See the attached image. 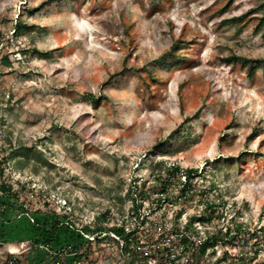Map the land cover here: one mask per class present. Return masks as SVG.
Here are the masks:
<instances>
[{
    "label": "rangeland",
    "instance_id": "1",
    "mask_svg": "<svg viewBox=\"0 0 264 264\" xmlns=\"http://www.w3.org/2000/svg\"><path fill=\"white\" fill-rule=\"evenodd\" d=\"M0 170L24 207H0V264L78 260L37 234L50 210L105 228L77 264H264V0H0Z\"/></svg>",
    "mask_w": 264,
    "mask_h": 264
},
{
    "label": "trees",
    "instance_id": "2",
    "mask_svg": "<svg viewBox=\"0 0 264 264\" xmlns=\"http://www.w3.org/2000/svg\"><path fill=\"white\" fill-rule=\"evenodd\" d=\"M18 29H22V24L17 25L16 30ZM179 47L174 45L173 48L166 52L165 54L162 55V59H166L168 56H174L175 52L178 51ZM232 58H229V61H236V60H241L242 63L244 65H248V70L250 72V74H252L256 68V64H260V60H252L249 58H245V57H238V56H231ZM232 59V60H231ZM7 63H9V61H7ZM183 173L182 177L185 176L184 180H182L179 176L180 173ZM196 172V170L193 169H188L186 171L181 170V168L179 167V165H174L170 168H167L166 170V174H163L165 176L168 177H178L180 179V190H179V194L181 196H184L186 194H191L193 193V183L191 181L192 179V174ZM0 173H2V170H0ZM162 175V176H163ZM161 177V175H159ZM136 185V184H135ZM9 184L7 182H1L0 184V207L3 208L1 212H3L4 217L5 214L10 210H15L17 207H22V209H24V207L21 205V200L20 197L18 195L17 192H12V190H10ZM133 189V190H132ZM166 188H163V192H165ZM131 191H137V186H134L133 188H131ZM130 192V191H129ZM128 192V193H129ZM162 193V192H160ZM142 195H144L146 198H150V196L144 192L142 193ZM170 198L168 196H158L156 198V200H152V203L156 202L159 207H161L162 203L169 200ZM134 206V210L136 212H138V210L143 206V201H136L134 200L133 203ZM214 205H210V208H213ZM212 210V209H211ZM22 213L24 211H21ZM36 213H40L39 209L35 210ZM5 213V214H4ZM19 215V214H17ZM3 218V216L0 215V220ZM33 220H35V218H32ZM65 217H60L58 216V214H56V212L54 211H46L45 214H42V218H40V223L38 222H34L33 226H39L40 228H38V230H36L37 234L40 235V239H42V242H45L47 247H65L68 246L71 250L70 253L73 254V258L74 260L78 259L77 261H75L74 264H77L78 262H80L81 258H83L85 256V244L87 242H89V238L86 237V235H95L96 238L100 239V235L103 234V230L105 228L101 227V226H97L95 228H91L90 226H84L82 228V230H77L75 229L73 226H68L70 225L69 222H66ZM203 219L206 220L205 217H203ZM144 221V220H143ZM142 221V222H143ZM138 227V226H137ZM110 231H113L115 233H117V235L120 236V238L122 239L123 246L122 249L129 251V252H136L135 250L131 251L133 248V244L139 243V239H138V228H133V229H126L125 224H121L120 226H113L112 228H110ZM233 231L228 228L226 229L225 232H223L222 230H219L217 232H214L213 234L207 236L206 238H204L200 243H197L196 246L193 247V251L196 256H202L205 255L207 253V251L210 248H213L217 243H219L221 240H226L228 242H234L236 239V236H234V234H231ZM2 237V236H1ZM188 236L183 234L181 236L182 243L180 244V246H184L185 250L187 249V242L189 241ZM84 248V249H82ZM61 250V249H59ZM41 251V250H40ZM38 251V252H40ZM48 251V250H47ZM48 253V252H47ZM35 256H32V258L30 259V264H37L39 261H42L41 259L38 258L37 253L35 252ZM224 255H227V252L224 253ZM70 256V255H69ZM147 256V257H146ZM132 257L135 260V264H147V262H149L148 260V255H141L139 256L138 254H132ZM194 258V257H193ZM67 264V263H66Z\"/></svg>",
    "mask_w": 264,
    "mask_h": 264
},
{
    "label": "built area",
    "instance_id": "3",
    "mask_svg": "<svg viewBox=\"0 0 264 264\" xmlns=\"http://www.w3.org/2000/svg\"><path fill=\"white\" fill-rule=\"evenodd\" d=\"M86 236H88V235H86ZM8 262H9V263H12V264H15V263H16V260H15V258H14V262H15V263L12 262L11 260H9ZM3 264H5V263H3Z\"/></svg>",
    "mask_w": 264,
    "mask_h": 264
}]
</instances>
